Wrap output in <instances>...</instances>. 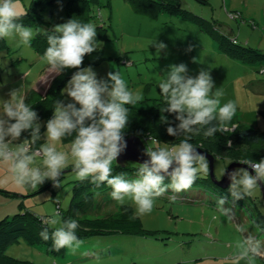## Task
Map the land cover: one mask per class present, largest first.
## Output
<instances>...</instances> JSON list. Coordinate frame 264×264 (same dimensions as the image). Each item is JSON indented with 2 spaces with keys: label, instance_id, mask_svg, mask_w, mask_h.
Masks as SVG:
<instances>
[{
  "label": "rangeland",
  "instance_id": "obj_1",
  "mask_svg": "<svg viewBox=\"0 0 264 264\" xmlns=\"http://www.w3.org/2000/svg\"><path fill=\"white\" fill-rule=\"evenodd\" d=\"M31 1L17 0V5L24 11ZM133 1L136 6L125 0H86L85 22L97 26L96 39L101 48L93 53H99L101 60L84 67L91 66L98 79H107L109 72H120L130 90L142 91L143 101L134 106L138 110H148L154 99L162 98L158 82L166 75L169 65L184 63L191 76L206 69L216 88L224 93L221 103L231 100L237 104L232 123L264 131V0L181 1L184 8L214 26L225 47L238 49L240 53L234 57L222 52L210 34L195 23L165 13L151 17L139 11L144 7L142 1ZM67 2L52 0L46 3L39 10L44 24L29 27L43 32L67 22ZM229 12L239 15L231 16ZM233 38L236 40L234 45L231 44ZM152 39L164 42L167 45L165 52L156 56L154 46L148 45ZM5 41L7 48L0 49V99L6 100L12 90L21 89L27 93V103H34L47 89V84L42 81L48 72L46 61L31 46H18L16 40ZM242 55L245 58H241ZM248 57L261 59L252 63L247 61ZM91 58L89 54L84 59ZM66 82L60 98L65 103L70 101L63 93ZM33 89L35 95L31 97ZM40 124L43 134L45 121L41 119ZM148 139L155 138L148 136ZM70 142L68 137L56 146L63 150ZM42 143L45 141H39L38 145ZM147 144L152 146L150 141ZM228 162V159L215 160L216 178L219 179ZM74 180L75 173L65 170L60 187H53L51 181H46L36 191H25L11 182L5 168L0 167V219L24 211L40 218L56 210L57 204L62 212H66ZM203 192L198 189H189L185 193L165 192L157 198L150 214L138 217L144 234L91 236L82 239L85 243L75 253L67 248L47 250L43 244H30L19 238L4 251L13 261L2 258L0 264H224L233 254L234 243L240 237L235 232L234 222L217 209L221 197H228L225 207L232 208L235 222L245 225L249 235L264 241V229L258 220L260 213L264 216L261 188L235 204L229 195L214 192L218 196L215 198L210 190ZM107 196L97 198L101 202ZM124 205L129 206L135 216V205L130 200ZM122 208L112 199L108 204L92 206L81 216L108 218L119 215ZM255 264H264V258H257Z\"/></svg>",
  "mask_w": 264,
  "mask_h": 264
},
{
  "label": "clouds",
  "instance_id": "obj_2",
  "mask_svg": "<svg viewBox=\"0 0 264 264\" xmlns=\"http://www.w3.org/2000/svg\"><path fill=\"white\" fill-rule=\"evenodd\" d=\"M26 14L17 0H0V39L16 40L18 46L30 47L42 30L21 23ZM96 27L92 22L69 19L50 31L43 30L48 46L41 59L46 61L48 72L42 81L48 83L50 77L61 75L66 69H77L63 89L70 101H55L52 117L46 121L42 134L40 118L26 102L25 91L15 89L8 99H0V167L5 168L18 188L36 191L46 181L60 187L61 177L71 165L76 180H88L97 186L106 183L112 189L110 196L120 205L130 200L135 205V219L150 214L157 198L165 192L187 191L198 178L208 177V159L198 150L204 145L196 146L192 140L238 128L232 123L237 104L231 100L221 103L224 93L216 88L208 70L201 69L191 76L184 63L169 65L158 82L163 99L160 111L174 114L178 123L173 126L164 115L160 121L168 125V135L182 139L170 146H161L157 140L154 147L145 149L148 159L139 163L134 179L126 178L124 173L113 175V163L127 148V106L141 103L143 94L130 90L118 71L107 73V79H98L91 66L82 67L84 57L101 48ZM148 45L154 46L156 56L167 49L164 42L156 39ZM23 133L28 136L21 139ZM68 137H72L71 142L63 150L58 149L57 143ZM41 140L45 143L38 145ZM227 143L231 146L230 140ZM237 162L247 167L231 171L224 168L220 174L230 180L227 191L233 204L252 196L264 185V157ZM227 203L228 197L219 198L217 209L234 222L240 238L224 264H255L257 258H264V241L249 235L245 225L235 222V213L231 207H225ZM40 218L45 227L39 237L44 241L51 239L55 251L67 248L75 253L85 243L76 235L78 221L64 219L59 209Z\"/></svg>",
  "mask_w": 264,
  "mask_h": 264
},
{
  "label": "trees",
  "instance_id": "obj_3",
  "mask_svg": "<svg viewBox=\"0 0 264 264\" xmlns=\"http://www.w3.org/2000/svg\"><path fill=\"white\" fill-rule=\"evenodd\" d=\"M52 0H32L30 5L25 9L27 14L20 21L25 26H37L44 24L39 10L46 3ZM82 1V2H80ZM136 6L133 0H125ZM143 2L144 7L140 8V12L155 17L158 13H165L174 16L184 18L192 23L198 25V27L204 32L210 34V36L218 43L219 49L229 56L239 54L238 49L232 47H225L222 43L221 35L216 32L214 26L206 19L192 13L188 9L184 8L181 4L182 0H140ZM199 1V0H197ZM205 3V0H200ZM86 0H68L65 9L69 19H76L83 23L87 21L84 13V6H86ZM137 8V7H136ZM138 10V9H137ZM231 16L239 15L237 12L228 13ZM46 23V22H45ZM51 29H49L50 31ZM235 38L231 39V44L234 45ZM5 39H0V49L7 48ZM46 35L41 32L36 35L31 43L33 51L40 57L43 56L47 48ZM247 50V49H246ZM96 55V56H95ZM94 56L96 59H94ZM87 57V55L85 56ZM84 57V58H85ZM91 60L84 59L82 67L91 64L98 63L101 60L99 53H92ZM241 58H245L244 55ZM249 62H255L261 58H246ZM77 69H66L63 74L54 76L45 91L43 96L38 95L36 101L28 102L30 106L38 113L41 119L46 121L52 117L53 108L56 100H60L62 96L61 89L66 80L71 77L73 72ZM34 89L32 90L31 97H33ZM27 102V101H26ZM33 103V104H32ZM163 106V99H154L153 104L148 110H138L134 106L128 105L129 123L125 129V136L136 135L139 136L145 143L146 148L154 147L155 141H160L172 145L178 143L182 137H173L167 134V124L161 123L160 117L164 115L168 117L169 122L175 126L178 121L175 120L174 114L167 112L161 113L160 107ZM238 128L230 133L214 134V137L204 138L202 135L193 138L192 143L196 146L200 144L204 145L203 150L214 155L216 159H228L237 161L244 158H250L254 161H259L264 157V131L252 129L250 127L237 124ZM28 136V133H23L21 139ZM148 136H153L155 139H148ZM72 140V137H69ZM231 141V146L227 141ZM150 141L152 146H148L147 142ZM139 163L133 161H125L122 164L113 163V175L124 173L126 178L134 179L136 177V171ZM66 170H72L71 165ZM215 175V174H214ZM216 177V176H215ZM52 183V182H51ZM50 183V184H51ZM165 183H168L166 180ZM49 184V185H50ZM227 187H221L217 185L211 178L210 173L207 178H198L190 189L203 190L213 192V196L218 197L215 193L221 195H229ZM112 189L106 183H102L99 186L92 184L88 180L80 182L78 180L73 181L72 196L70 199V205L66 212H62L60 204H57L56 208L62 213L64 219H75L78 221L80 227L76 231V235L80 239H86L91 236L97 235H111V234H144L141 222L139 218L133 219L134 215L127 205L123 206L119 215L103 218V217H85L81 214L88 212L92 206H101L102 203L108 204L111 197H108L107 193H110ZM188 191V190H187ZM167 192L175 193L172 190ZM185 193V191H183ZM202 192V191H201ZM203 192V193H204ZM215 192V193H214ZM107 194V195H106ZM99 195L107 196L100 201L97 197ZM111 198V199H110ZM261 225L264 229V216L262 213L258 215ZM259 222V221H258ZM45 227L42 224L41 218L36 217L28 211L23 213H16L10 218L0 219V260L7 258L4 254L7 246L11 243L22 238L30 244H43L47 250L54 251L52 248V240L44 241L39 237L40 231ZM51 232V229H49ZM12 260L10 258H7ZM13 261V260H12Z\"/></svg>",
  "mask_w": 264,
  "mask_h": 264
},
{
  "label": "water",
  "instance_id": "obj_4",
  "mask_svg": "<svg viewBox=\"0 0 264 264\" xmlns=\"http://www.w3.org/2000/svg\"><path fill=\"white\" fill-rule=\"evenodd\" d=\"M126 142H127V148L126 150L118 157L116 163L122 164L125 161H133L137 163H142L145 159H148L147 155L145 154L146 145L142 141V139L139 136L136 135H129L125 136ZM200 152L206 155L208 162H209V173L212 178V180L221 187H227L230 183V180L227 178V176H221V178H216L214 175L213 167L215 158L214 155L211 153L206 152L203 149H198ZM238 167H247L246 165H241L237 161H232L230 164H227L225 167L226 170L231 171ZM251 172V169H249ZM254 174V173H252ZM263 196H264V185L261 187Z\"/></svg>",
  "mask_w": 264,
  "mask_h": 264
},
{
  "label": "crops",
  "instance_id": "obj_5",
  "mask_svg": "<svg viewBox=\"0 0 264 264\" xmlns=\"http://www.w3.org/2000/svg\"><path fill=\"white\" fill-rule=\"evenodd\" d=\"M51 79H52V77H50V78H49V82H50V80H51ZM49 82H48V83H46V84H47V86H48Z\"/></svg>",
  "mask_w": 264,
  "mask_h": 264
}]
</instances>
